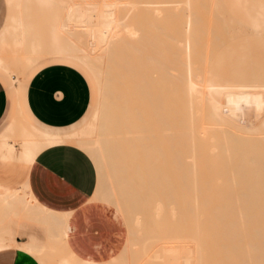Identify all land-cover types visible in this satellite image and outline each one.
I'll return each mask as SVG.
<instances>
[{
  "label": "bare ground",
  "instance_id": "6f19581e",
  "mask_svg": "<svg viewBox=\"0 0 264 264\" xmlns=\"http://www.w3.org/2000/svg\"><path fill=\"white\" fill-rule=\"evenodd\" d=\"M24 1L26 0H8L11 12L0 32V65L17 82H20L21 77L18 76L16 63L21 64L25 73L45 55L75 58L93 73L100 88V103L92 122L82 133L85 136L82 141L77 142L97 168L95 201L113 207L117 218L123 219L126 226L131 224L130 230L127 227L128 234L137 235L140 231V236H144L142 234L144 231L137 229L145 223L147 225L148 219L152 220L154 227L156 225L155 228L158 227L155 231L157 230L159 234V229L162 233L165 230L162 228L163 225L170 222V231L169 233L167 230L164 231L165 237L163 239L162 235L161 241L176 240L180 243L161 245V248L158 247L160 250L157 248L156 255L153 253V259L151 255L150 262L264 264V170L261 172L264 165L251 164L250 168L255 169L251 174L249 168H247L248 174L245 170V167L252 162V156L260 154L255 148L257 141L264 152V134L260 131L261 135L255 137L244 135V132L238 134L235 132L240 131L233 132L229 130L230 128H225L229 127L228 123L225 124V121H228L224 120L226 116L231 122L235 119L225 111L218 100H215V103L208 101L206 90H203L205 69L198 67L196 62L201 61L200 64L204 62L202 66L203 64L208 66L206 63L211 62L215 48L219 49L225 42L216 45L213 43L216 41L214 37L218 39L224 36L221 31L214 33L216 36L213 35L217 28L215 23L207 18L209 14L213 15L214 11L215 15L223 17L225 12L222 11L221 14L219 11L221 0H98L94 2L75 0L71 3L69 0H66L69 3L59 0L62 5L67 4L58 6L59 10L62 9L61 6L64 8L65 14L62 12L61 17V13L60 16L56 13L58 9L54 11L55 15L64 20L61 19L62 22L55 20L58 24L54 29L50 27L53 31L47 45H44L39 36L35 37L29 33L22 14ZM50 1L52 0L37 1L38 4H44V8L40 9L48 14L51 10L47 9L51 7L46 8L45 5ZM56 1L58 0L54 1L55 8ZM215 1L220 4L219 7ZM34 4L35 1L32 5ZM140 9L149 11L146 12L148 15L139 12L144 20L150 22L157 19L156 23L150 22L156 28L153 29L154 36L150 38L152 41L158 39L156 45L154 42L152 47L159 46L161 49L167 44L168 52H162L164 50L162 49L156 54V47L153 49L155 52H151L153 56L148 55L149 51L146 56L147 51H145L144 56L141 55L142 59H149L145 61L139 59L144 63L138 68L139 61H134L136 58L130 60L134 55L131 57L129 52L133 51L135 45L133 41L147 39L145 35H141L143 29L139 27L141 25L135 26L133 20L131 23V19L134 16L136 18ZM37 10L39 11V8ZM218 11L221 15L217 14ZM163 12H167L168 29L163 27L167 24L162 19ZM218 21L221 26L222 23ZM223 30L228 34L227 28L224 27ZM167 34L168 38L163 40L161 37H167ZM209 34L212 38L206 40L205 37ZM166 40L169 42L166 43ZM128 42H133L130 43L129 48L122 46ZM211 43L215 47L214 49L212 47V51H210ZM119 46L127 49L124 50L125 53L121 50L122 54L119 51L123 59L118 60ZM138 53L137 51L135 56L138 57ZM135 64L138 65L135 67ZM207 66L204 68L207 69ZM207 111L209 116H205ZM242 124L240 125L243 127ZM253 126H250V129L252 128L255 132L253 135H256L257 126ZM246 128L245 132L249 130ZM9 132L11 136L6 137V141L0 142V158L17 160L27 165H30L45 147L61 142L68 144L73 142L56 141L49 136L41 139L40 133L20 120ZM169 144L172 146L170 152L175 162V175L171 180L168 179L165 164L168 153L166 146ZM263 152L258 156L260 161L261 156L264 157ZM234 154L238 155L239 163L236 166H234L236 163L233 162L234 158L230 162ZM256 158L254 157L253 160ZM228 160L234 163V167L232 164L231 166L235 172L231 168V171H228L230 167V163L227 166ZM246 161H250L247 166L240 164ZM260 161L258 163L262 164ZM241 169L244 174L239 172ZM225 171L229 175H226ZM224 177L226 178L223 179ZM241 182L242 184L244 182L245 186L242 185L243 189L238 191L236 187ZM226 200L233 204L219 203ZM238 203L242 204L238 205ZM0 209L3 210L0 211V223L3 221L4 224L7 223L6 227H0L2 231H0V250L9 247L21 248L41 261V257L67 248L72 230L70 223L72 212L58 213L40 207L26 187L10 193H0ZM25 212L36 223L47 226L46 232L52 240L51 243L47 241L43 243L35 236L26 242H17L12 231L14 226L21 223L18 225L13 223L14 217L23 216ZM5 234H9L6 236L9 241L12 238L10 243L4 238ZM130 238H127L130 242L126 240L122 247L129 252L127 248L130 246L134 255H124L127 253L123 248L119 251L123 256L116 253L109 259L97 261L75 253L70 255L64 251L59 264H121L126 256H130V259L139 254L140 245L135 243V238ZM135 247L137 251L133 249ZM156 258L159 260L157 261ZM120 260L122 261L119 262ZM125 262L122 264H126Z\"/></svg>",
  "mask_w": 264,
  "mask_h": 264
},
{
  "label": "crops",
  "instance_id": "0c3cea01",
  "mask_svg": "<svg viewBox=\"0 0 264 264\" xmlns=\"http://www.w3.org/2000/svg\"><path fill=\"white\" fill-rule=\"evenodd\" d=\"M7 1L4 0L6 13L0 31L8 15ZM37 64L22 75L20 82L0 65V123L7 117V125L13 119L17 104L19 107L18 117L4 131L3 128L0 130V142L11 136L9 130L18 120L40 133L41 139L49 136L56 141H82L81 138L76 140V136L83 133L92 121L80 130H63L78 124L89 111L92 89L88 79L71 65L53 64L33 74L27 85V75ZM86 69L95 82L93 73ZM97 180L93 160L67 142L43 148L30 165L0 158V193L26 187L40 207L58 213L72 212V230L67 247L82 257L103 261L118 249L122 228L119 218L109 206L91 201ZM4 223L1 222L0 227H6L7 223ZM17 231L15 226L14 232ZM7 235L5 239H8ZM15 238L18 243L25 239L16 234ZM11 240L7 241L10 243ZM39 260L21 248L0 250V264H41Z\"/></svg>",
  "mask_w": 264,
  "mask_h": 264
},
{
  "label": "rangeland",
  "instance_id": "374dc122",
  "mask_svg": "<svg viewBox=\"0 0 264 264\" xmlns=\"http://www.w3.org/2000/svg\"><path fill=\"white\" fill-rule=\"evenodd\" d=\"M34 1H35V4L32 5ZM37 1L38 0H33V1L26 0V1H24V4H26V5L24 6V4H23V6H22V14H23V18H24L23 20H24V23L26 24V26L28 27L29 33H31L35 37H38L39 36L38 38H40L42 40V42L44 43V45H47V43H48V41L50 39L51 33L53 31L51 28L54 29V26L56 24H58V22H56V21L62 22V20H64V18H60L59 17L60 16V13H61V17H62V14L64 13V10H63L64 8L62 6H64L65 3H69V2L71 3V1H74L75 2V0H69V2H66V0H61V1H64L65 2V3H63V5H62V2L61 1L59 2V0H58V2L56 1V3H57L56 8H55V2H54L55 0H52L53 2L50 1V2H52V4L49 2L48 4H46L47 6L45 5L46 8L48 6L51 7L49 9H47L49 11L51 10L50 11L51 13L49 12V14L45 10L42 11L43 9H40L42 7L44 8V4H38ZM80 1L84 2L85 0H80ZM92 1L94 2V1H98V0H92ZM92 1L90 0V2H92ZM217 1H215V2H216V5L219 7L220 4L218 5L217 4ZM86 2H89V1L86 0ZM53 3H54V5H53ZM58 3H60V4L58 5ZM219 3H221L224 6V8L222 9L223 6L221 5V7H220L221 10L219 8L220 13L222 11L225 12V13L222 12L223 13V17L222 16L220 17L218 15H215L216 12L214 11L215 12V13L213 12V15L214 16L212 14L211 15L209 14L207 18H209L210 20H212V22L215 23V27L217 29H219V30L216 29L213 32V35L216 36V34H214V33H218V32L221 31L222 32V35L224 36V37H220L218 35V37H220L218 39L213 36L214 37L213 39L216 40V41L214 40L215 42H213V43H215V45H216L217 43L219 44L222 41H225V42H224V44L222 46L221 45H220V47L218 46L219 49L218 48H215L213 46V44L211 43L212 46H210V48H211L210 51H212V47H213V49L215 48L216 51H215V53L213 52V54H212L213 57H212L211 62L206 63V64H208V66L207 65H204L205 64L204 62H202V63H204L203 66H202V63L200 64L201 61H196L198 67L202 68L203 70L205 69L203 71V76L205 78V83L206 84L203 83L204 84L203 87L205 88L203 90H206V94L208 96V101L210 103H215V100H218L219 103L223 107H225L230 112L231 115H234L235 117H237V119L232 120V122H231L230 121L231 119H229V117L226 116L224 120H228L230 122H228V121H225L226 123L224 122L225 124L228 123V125H229V127H225V128H228V129L230 128L229 130H231L233 132L240 131V132H235V133H238V134H244L245 133L244 135H249V136H255L256 137V136L261 135V133L264 134L263 133L264 132L263 131L264 130V128H263V126H264V0H221V2L219 1ZM49 4H51V6ZM7 5H8V15H10L11 7L9 6L8 1H7ZM60 5H62L61 6V8H62L61 10H59V7H58ZM65 5H67V4H65ZM36 6H37V8H36ZM28 7L31 8V9H29ZM52 7H53V9H52ZM144 7L145 6L143 5V8ZM38 8H39V11L37 10ZM55 9L56 10L58 9L56 13L59 14V16L57 14L55 15V11H56ZM52 10H53L54 13L52 12ZM140 10L137 11L139 16L136 13V15H137L136 18H135V16L133 17V15H135V13L132 14V17L133 18L131 19V23H133V21H134V23H135L134 25L135 26L141 25L139 27L140 28H143V29L141 30L142 33H141V31H140V33H141V35L142 34L145 35V37L147 39L143 36V38H145L146 40H141L140 39L142 41V43L140 42V40L139 41H133L135 43V45H134V47H133L132 50L133 51L136 50V51L133 52V51L130 50L131 52H129V53H130L131 57H132V55H134V57L130 58V60L133 59V58L134 59L136 58V60L133 59L136 62H138L139 59L141 61H145V60H148L149 59V58H145V60L142 59L143 57L141 55H143V53L145 51H147V52H145L146 56H147L148 51H149L148 55L150 54V56H153L152 55L153 53H151V52H153L154 51L153 49H155L157 46H155V47L153 46L152 47V44H154V42H155L154 45H156V42L158 40V39H154V41L151 40L152 36H154L153 35L154 30H156V28L153 27L151 24L153 23V21H155V23H156L157 19H155L153 21L151 20L152 23L150 24L151 21L149 22L148 20H144L142 18L143 16H141V14L142 15L143 14L144 15H148L146 12H149V11H145L146 9H144V10L143 9H140ZM27 11H28V13H27ZM219 11H218L217 14H220ZM42 12H43V14H42ZM139 12H141V14ZM5 13H6V6H5V3H4V0H0V26H1L2 22H3V20H4ZM52 13H53V15L51 16ZM166 13L167 12H163L164 18L162 17V19L165 20L167 24H164V26L163 25L162 26L168 29L169 20H168V17L166 16ZM8 15H7V19H6V22H5L4 26L6 25V23L8 21V17H9ZM215 16H217L215 18L217 21L214 19ZM56 17H58V18H56ZM63 17H64V15H63ZM140 17L142 18V20H140L141 19ZM219 17L222 19V22H221V19ZM48 18H50L51 21L53 20L54 23H53V21L51 23V21ZM151 19H153V18L151 17ZM47 20H49L50 23H48L49 21L47 22ZM218 20H220V23H222L221 24L222 27L220 26ZM141 21L142 22L144 21L145 23H142ZM228 22L229 23H232V24H229ZM157 23H159V21ZM225 23L227 25L229 24L230 27L227 26ZM49 24H51V25H49ZM223 25H224L225 29L227 28V30H229V31L231 30L230 32L228 31V34L226 33L227 31H224L223 30L224 29ZM4 26L2 27L1 31L3 30ZM162 31H164V30H162ZM257 31H259V32H257ZM143 32H145V34ZM158 32H159V30H158ZM164 32H162V33H164ZM234 33H236V34H234ZM157 35L158 34L156 32V35L155 36H157ZM227 35H229V36H227ZM231 35H232V37H231ZM168 36L169 35L167 34V37H164V38L161 37V38L163 40H165V39L168 38ZM41 37H44V38H41ZM209 37L212 38V35H210V34L207 35L205 37V39L208 40ZM229 37H231V38H229ZM211 38H209V40ZM133 42H130V43H133ZM136 42H137V44H136ZM168 42H169V40L166 43H168ZM130 43L128 42V43H126V45L123 44L122 46H125V47H128L129 48L130 47L129 46ZM143 43L144 44H148V45H144ZM166 43H164V44H166ZM142 44H143V46H142ZM164 44H162V46ZM149 45H150V47H149ZM165 46H163V48H161V49H159V46H158L156 48L157 49L156 50L157 51L156 54L157 53L159 54V51H161L162 49H164L162 52H168L167 44ZM125 47L122 48L121 46H119L120 49L117 48V52L118 53L117 52L116 53L117 54H120V53L122 54V52L127 49ZM131 48H132V46H131ZM121 50H123V51H121ZM165 50H167V51H165ZM119 51H120V53H119ZM137 51L139 52L138 53V57L135 56V54L137 53ZM124 53H125V51H124ZM124 53H123V55H124ZM121 54H120V57L118 58V60L119 59H123V57H121ZM127 54H125V55H127ZM167 58H166V61H168ZM141 61H139V62H141ZM139 62H138V64H140V66L138 64H135V67H136V65H138V68H141V66H142V64L144 62L143 63L142 62L139 63ZM16 64H17L16 65V67H17L16 70L19 73L18 76L22 78V75L24 74L23 68H22L21 64H19V63H16ZM53 64H66V65H71V66L75 67L76 69H78L81 73H83L85 75V77L89 81V84H90L91 89H92V99H91V103H90L89 111H88L87 115L78 124H76V125H74V126H72L70 128L64 129L63 132H71V131H74V130H80V129L84 128L85 126H87L92 121L93 115H94V113L98 109V106H99V103H100L99 102L100 101V89H99L98 82H97L96 78L93 76L94 79H95V82H96V84H95V82H94V80L92 78L91 73L77 59L72 58V57L53 58L52 56L49 57V55L48 56L45 55L44 58H42L38 62L37 66H35L28 73L27 80H26L27 85H28L29 79L31 78V76L33 74H35V73L39 72L41 69H43V68H45V67H47L49 65H53ZM206 66H207V69L204 68ZM132 67H133V69L137 70V68H135L134 66H132ZM96 85H97V87H96ZM204 93H205V91H204ZM206 94H205V98H206ZM215 97H216V99H215ZM218 101H216V102H218ZM130 110H131V108H130ZM18 115H19V107H18V104H17L16 112H15V114L13 116V119L7 125H5L9 121L7 119V117H6L0 123V130L3 128V131H4L6 129V127L12 121H14L18 117ZM27 116L29 117L28 114H27ZM205 116H209V112L208 111L206 112V115ZM29 119L34 124H36L30 117H29ZM236 120H237V122H236ZM241 123H243L242 124L243 127L245 126L244 128L240 125ZM244 124H247L249 126L247 127V125H244ZM228 125H225V126H228ZM250 126H253V127L257 126L256 127V135L255 134L253 135V133H255V132H254V130L252 128L250 129ZM260 127H262L263 130ZM245 128L246 129L249 128V130H246V132H245ZM250 130L253 131V132L252 131L250 132L252 135L249 132H247V131H250ZM260 131H261V133H260ZM242 132H244V133H242ZM257 133H259V134H257ZM84 136L85 135H83L82 132H81V133H79L76 136V140H78L80 138L83 139ZM258 142L259 141H257L255 143V145H256L255 148H257L256 150L259 151L260 154H257L256 156L254 155V157H257L256 158L257 161H256V159L253 160L254 157L252 156V162L253 161L254 162L253 163L251 162L250 165L247 166V164L250 161L249 162L246 161V162H242V163L240 162V164L247 166V167H245V170L246 171H247V168H249V174H251L252 171H253V169H254V168H250L251 167V164H253V166L254 165H257V164H260L262 166L264 165L263 164L264 163V160H263L264 157L263 156H261V161L258 160L259 159L258 156L261 155L262 152H263V150L261 149L262 148L261 147V144H259ZM257 143H258V146H257ZM70 145H72V146H74V147H76V148H78V149H80V150L83 151L81 145L78 144L77 141H73L72 144H70ZM262 146H263V144H262ZM176 147L179 148L180 146H176ZM176 147H175V149H176ZM171 148H172L171 144H169L168 146H166V149H167V152L168 153H167V157H166L167 159H165V160H167V162L164 161V162H166L165 164H166L167 175H168V179L169 180L173 179L174 178V175H175V167H174L175 166V164H174L175 162H174V160L172 158V155H171V152H170V149ZM260 150L262 152H260ZM263 155H264V152H263ZM237 157H238V155L234 154V156L230 160V162H231V161H233V158H234V161L233 162L234 163L236 162L235 165H234V163L233 164L230 163L229 160H228L227 166L230 163V167H229V170H228L229 172L232 170V168L234 166H236L239 163ZM255 161H256V164H255ZM258 161L262 162V164L261 163H258ZM231 164H232V166L233 165L234 166L232 167ZM224 165H226V164L224 163ZM163 166H164V164H163ZM227 168L228 167H226V169ZM230 168H231V170H230ZM242 169H244V168H242ZM242 169L239 172L244 174L245 172H242L243 171ZM263 170H264V168H262L261 172ZM226 171L224 173H226V175H227L228 173ZM232 171L235 172L234 169ZM246 173L248 174V171ZM227 177H229V176H227ZM225 178L226 177H224L223 179H225ZM242 180L245 181L244 179H241V181ZM225 181H227V180H225ZM239 181H240V178H239ZM261 181H262V179H261ZM242 185H244V182H243V184L241 182L240 185H238L236 187L238 191H240V190L243 189L242 188L243 187ZM229 197L231 198V196H229ZM227 200H226V202L223 201V202H219V203H222V204L227 205V202H228ZM229 200H231V199H229ZM91 201L97 202V201H95L94 193H93V197H92ZM228 203H229L228 205H232L233 204V202L231 203V201L228 202ZM241 204L238 203V205H241ZM109 207L113 211V207H111V206H109ZM25 210L27 211V209H25ZM0 211H3V210L0 209ZM27 212H29V211H27ZM27 212L23 213V216L21 215L20 217L19 216L14 217V222L13 223H16L17 225L21 223V225H18L19 226L18 231H21L22 233H19L18 231L16 233L14 231H12V233H14L16 235H20V237L25 238L24 240H22L24 242L28 241L32 236H35V237L41 239L43 243H47V242L48 243H51L52 240H51V238L48 236V234L46 232L47 226L38 224L35 221H33L32 219H30L27 216L28 215ZM119 221L121 222L122 234H121V237L119 238L120 243H119L118 249L115 251L114 254L119 253L120 249H123L124 248L123 250L125 251V253H127V254H124V252L122 250V252H123L124 255H129V254H130V256L131 255H134L133 252H132L133 250L131 248H129L130 246L128 247L129 249L127 248V251L129 250V252H126L125 247H122L123 244L125 243V241L129 239V237L135 238V241L136 242L135 241L134 242L137 243L138 245H140V247H143V248H141L142 250L139 247V252H138L139 254H138V256L131 257L130 259H129L130 256H126V258L128 260H125L126 258L122 257V258H124V261H126L125 262L126 264H149V263L150 264H152V263L154 264L155 262H150L151 261L150 257L152 255V259H153V253L156 255V250H158L159 248H161V245H165L166 246L167 243H168V245H170V244H179L180 243V242H178L176 240L161 241L165 237L164 236L165 235L164 231L167 230L168 233L170 231V228L169 227H171V226H170V222L169 221H168L167 224H164L163 225L164 227H162V225H161V227L164 228L165 230H163L162 233H161V231L159 229V232H160V234H159V233H157L158 232L157 231L158 230V227L155 228L156 225L154 227V224L151 223L152 220H149L148 219V221H150V222L147 221V225L145 223V224H143L144 226L141 225L137 229V230H141V232L142 231L145 232V233L144 232L142 233V234H144V236L142 235V237L140 236L141 235L140 231H138L139 233L137 232L138 233L137 235H135L134 233H133V235L128 234L127 233L128 232L127 227L130 230V227H132V226H130L131 224H129V226H126V224L124 223L123 219H119ZM14 225H12V227ZM145 225H146V227H145ZM158 226L160 228V225H158ZM165 226L168 229H166ZM14 227H13V229H14ZM155 229H157V230L155 231ZM154 231L157 234L154 233ZM135 233H136V231H135ZM148 234H149V236H148ZM162 235H163V239H162ZM157 237H159V239ZM145 238H148L149 240L146 241ZM45 241H47V242H45ZM126 242H130V241L128 240ZM128 244L129 243H127V245ZM138 245L136 246L137 248H138ZM132 247H133V245H132ZM136 247L133 248V249L136 250ZM64 251L67 252L70 255L73 254L72 249H69L67 247L64 250H57L56 252L50 254L49 256H46L45 255L44 257H41V261L39 260V262L41 264H59L60 258L62 257V254H63ZM130 251L132 252V254H131ZM75 254L76 255H79L78 253H75ZM119 254H121V253H119ZM135 254H136V252H135ZM121 256H123V255L121 254ZM45 258H46V261H45ZM132 258H133V260H132ZM122 260H120L119 262H121ZM129 260L130 261L132 260L131 263H130ZM158 260H159V258L157 259V261ZM124 261H122L121 264L124 263ZM161 262H158V263L156 262V263L157 264H161ZM162 264H164V263H162Z\"/></svg>",
  "mask_w": 264,
  "mask_h": 264
}]
</instances>
